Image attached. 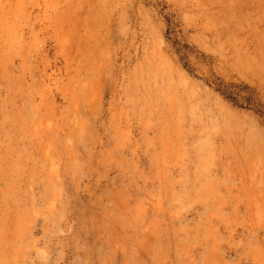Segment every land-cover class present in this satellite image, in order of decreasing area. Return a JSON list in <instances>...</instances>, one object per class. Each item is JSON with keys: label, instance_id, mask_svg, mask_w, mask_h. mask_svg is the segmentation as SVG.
I'll use <instances>...</instances> for the list:
<instances>
[{"label": "rangeland", "instance_id": "1", "mask_svg": "<svg viewBox=\"0 0 264 264\" xmlns=\"http://www.w3.org/2000/svg\"><path fill=\"white\" fill-rule=\"evenodd\" d=\"M0 264H264V0H0Z\"/></svg>", "mask_w": 264, "mask_h": 264}]
</instances>
